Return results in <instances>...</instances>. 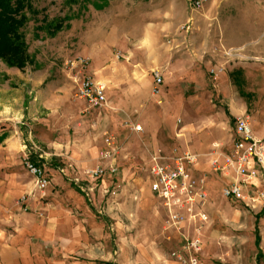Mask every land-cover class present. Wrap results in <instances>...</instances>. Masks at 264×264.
<instances>
[{
    "label": "crops",
    "instance_id": "obj_1",
    "mask_svg": "<svg viewBox=\"0 0 264 264\" xmlns=\"http://www.w3.org/2000/svg\"><path fill=\"white\" fill-rule=\"evenodd\" d=\"M240 1L236 6L218 2L214 9L210 7L214 16L210 15L209 22L193 23L188 37L178 33L179 23H172L165 9L154 8L145 23L118 26L124 29L116 36L123 60H106L108 53L102 58L94 55L86 73L105 85L107 106L84 113V104L78 103L83 108L75 117L76 132L83 137V146L74 152L78 156L70 155L71 170L67 166L65 173L73 177L101 164L114 166L113 175L96 181L82 179L75 185L78 190L46 175L48 186L39 193L24 167L26 154L31 162L34 154L25 152L21 123L0 120V264H171L162 256L160 245L167 240L173 243L170 251L180 250L184 240L196 236L197 224L165 228L166 211L149 189L151 157L158 156L160 164L172 166L173 159L184 152L197 156L195 163H183V168L207 195L200 210L209 221L207 211L222 189L238 180L211 166L214 158L222 162L219 154L230 152L234 120L248 116L254 138H264L257 64L248 60L236 69L225 68L215 80L207 71L209 59L216 61L215 66L223 63L218 61L219 53H212L214 48L241 47L250 59L256 55V45L263 44L264 39L252 29L264 23V0ZM236 30L238 35L243 33L242 39L235 38ZM191 45L205 49V58L202 54L195 58ZM62 71L73 91L75 85ZM154 71H159L162 79L158 96L151 95ZM45 124L52 130L53 126ZM131 126H139L141 131H133ZM107 132L115 135L118 152L113 159L98 162ZM32 138L29 131L28 139ZM38 157L41 162L43 157ZM45 164L40 166L44 171ZM115 187H124V202L130 207L133 200L137 206L145 204L142 215L153 226L140 227L141 238L135 245L131 210L122 212L128 227L118 228L117 222L107 227L94 205L95 197L98 200L106 195L112 198L111 203L121 201L122 191ZM109 188L115 190L109 194ZM262 193L264 177L244 187L247 197L257 198L250 208L263 202ZM105 216L118 219L117 213ZM206 225L199 233L202 246Z\"/></svg>",
    "mask_w": 264,
    "mask_h": 264
},
{
    "label": "rangeland",
    "instance_id": "obj_2",
    "mask_svg": "<svg viewBox=\"0 0 264 264\" xmlns=\"http://www.w3.org/2000/svg\"><path fill=\"white\" fill-rule=\"evenodd\" d=\"M218 2L222 5L232 3L235 6L241 3L240 0H205L203 5L196 9L191 7L189 0H27V8L22 13L26 24L21 34L29 62L23 69L18 70L8 68L0 60V120L19 121L20 131L25 135V152L31 151L34 154L32 162L41 166L45 161L47 164L44 168L49 178L58 177L64 181V186L71 184L76 190L75 185L85 179L82 172L68 177L65 169L71 163L70 155L78 156L74 152L83 146V137L80 132H76L78 125L75 117L83 108H80L79 104H84L83 112L86 105L76 98L75 89L72 91L62 75L64 63L75 57H85L89 59L90 67L95 59L94 55L102 58L104 53H108L106 60L113 58L120 62L123 55L122 51L118 50L116 36L118 32H124V29L118 26L145 23L154 8L165 9L172 23H179L178 28L184 23H205L209 22L210 15L215 14V10L211 12L210 7L213 6L214 9ZM204 16H207L206 20ZM260 24L252 30L259 39H264V23ZM177 31L185 37L191 35L179 29ZM242 37L243 33L238 35L236 30L235 38ZM262 41V45L257 44L254 48L256 55H252V59L246 58L245 50L241 47H219L212 49V53L222 56L218 60L223 62L221 66H215L214 60L209 59L207 62L208 70L222 67L224 71L225 68L236 69L244 62L249 63L248 60L255 62L259 68L256 77L261 81L262 89L258 97L264 105V40ZM191 48L190 53L195 58L201 54L203 59L205 58V49L197 45H191ZM45 123L53 126L52 130L46 129ZM1 124L3 122L0 126ZM29 131H32L34 138L28 139ZM107 134L116 139L112 133ZM39 155L43 157L41 162ZM26 158L29 159L28 154ZM68 169L71 170V167L68 166ZM139 175V178L144 179L140 173ZM115 189L109 188V194ZM116 190L122 191L121 201L111 203L112 198L106 195L107 197L98 200L95 197L94 205L97 211H100L101 220L107 227L114 226L116 222L118 228L128 227L125 223L128 224L129 221L124 219L122 212L131 210L135 245L141 238L140 227L144 224L149 228L153 226L147 223L142 215L144 203L137 206V200H133L134 203L130 207L124 202V187ZM133 193L137 197V194ZM107 213H117L118 219L108 218L105 216ZM207 214L209 221L204 230L202 246V258L206 264H260L264 201L258 207L250 208L241 202L225 199L220 192L216 203ZM172 247L171 241L164 240L160 245L161 254L166 262L177 264L169 257Z\"/></svg>",
    "mask_w": 264,
    "mask_h": 264
},
{
    "label": "built area",
    "instance_id": "obj_3",
    "mask_svg": "<svg viewBox=\"0 0 264 264\" xmlns=\"http://www.w3.org/2000/svg\"><path fill=\"white\" fill-rule=\"evenodd\" d=\"M192 8H200L205 0H189ZM192 23H184L179 26V30L185 34L193 32ZM170 41H167L169 44ZM230 52V51H229ZM89 59L85 57H75L68 60L63 65L66 76L75 85V96L86 105L85 111L97 110L107 106L105 97V85L94 80L87 75ZM222 67H214L208 70V75L212 80L223 74ZM152 95L158 96V87L162 83L158 71L153 72ZM133 131H141L139 126H131ZM104 150L98 156V162L113 159L118 152L116 139L109 134L103 137ZM222 162L214 158L211 166L214 171H219L224 176H231L238 180L224 187L222 196L231 201L241 202L245 206H252L257 198L247 197L244 194V187L251 186L257 179L264 177V138L256 139L252 135L251 120L243 115L234 120L232 145L228 154H219ZM158 156L151 157V165L148 174L151 178L149 189L156 199L160 201L167 214L165 222L166 229H178L186 222L197 224L196 236L184 240L180 250L171 251L169 257L177 264H206L202 258V242L199 238L200 229L206 225L208 218L200 208L206 202L207 195L200 183L194 180L183 168V163L193 164L197 156L182 153L181 156L173 159L172 166L162 165L158 162ZM24 167L31 176L34 188L42 193L48 186V179L42 167L24 158ZM115 168L112 165L103 167L101 164L93 169L82 172L85 179L96 181L108 175H113ZM264 201V193L260 195ZM22 200H24L22 198ZM187 213L184 215L182 211ZM263 244L260 248L262 258L260 264H264V231Z\"/></svg>",
    "mask_w": 264,
    "mask_h": 264
},
{
    "label": "trees",
    "instance_id": "obj_4",
    "mask_svg": "<svg viewBox=\"0 0 264 264\" xmlns=\"http://www.w3.org/2000/svg\"><path fill=\"white\" fill-rule=\"evenodd\" d=\"M26 8L27 0H0V60L8 68L23 69L29 62L21 34Z\"/></svg>",
    "mask_w": 264,
    "mask_h": 264
}]
</instances>
